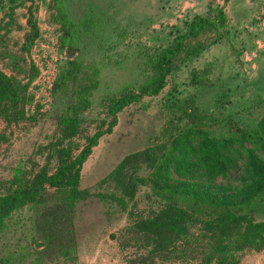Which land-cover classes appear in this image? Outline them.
Returning a JSON list of instances; mask_svg holds the SVG:
<instances>
[{
  "label": "rangeland",
  "instance_id": "1",
  "mask_svg": "<svg viewBox=\"0 0 264 264\" xmlns=\"http://www.w3.org/2000/svg\"><path fill=\"white\" fill-rule=\"evenodd\" d=\"M9 2L0 0V14ZM47 2L37 5L38 36L25 57L36 75L25 92L24 119L5 130L7 142L0 147V193L22 170L46 162V147L57 136V122L70 117L72 107L80 119V134L74 141L82 144L93 125L106 120L109 100L148 82L153 56L168 47L194 15L211 17L222 9L227 21L222 39L197 58L176 65L158 95L144 97L117 114L111 133L98 140L81 165L78 188L91 194L110 192L109 185L98 182L124 156L183 128L188 106L205 114L199 125L207 131L226 117L242 126L264 115V0H64L74 48L69 58L60 48V32L46 22ZM20 35L16 30L11 40L18 41ZM5 64L0 60V71L8 75ZM206 65L210 66L204 76L207 83L190 85V71ZM65 69L70 75L54 89ZM171 88L174 107L168 109L163 98ZM147 173L143 166L138 171L142 177ZM146 192L140 187L135 196L137 211L143 214L150 207ZM254 218L264 220V212H255ZM126 223L115 202L95 197L70 207L55 202L26 205L4 221L0 264H127L129 254L120 252L115 241ZM237 264H264V248Z\"/></svg>",
  "mask_w": 264,
  "mask_h": 264
},
{
  "label": "trees",
  "instance_id": "2",
  "mask_svg": "<svg viewBox=\"0 0 264 264\" xmlns=\"http://www.w3.org/2000/svg\"><path fill=\"white\" fill-rule=\"evenodd\" d=\"M42 1L10 0L0 14V60L7 63L9 72L0 71V147L7 142L5 130L24 119L25 92L36 75L25 57L38 36L35 12ZM46 22L60 32V48L69 58L74 48L64 0H48ZM226 23L222 9L211 17L192 16L171 44L153 56L148 82L109 100L106 120L94 124L91 134L81 138L82 144L74 141L80 134V119L72 107L70 117L57 122V136L46 147V162L22 170L0 193V232L9 215L26 205L55 202L70 207L95 197L115 202L127 219L115 237L120 252L129 254L127 264H237L245 255L259 253L264 248V220L257 221L254 213L264 212V115L242 126L226 117L217 121L216 129L207 131L199 125L205 114L188 106L183 128L124 156L98 182L109 185L110 192L91 194L78 188L81 165L98 140L111 133L117 114L144 97L158 95L176 65L197 58L204 48L222 39ZM16 30L21 35L13 42ZM209 68L192 69L189 84L205 85ZM69 72L65 69L60 74L56 80L60 84L55 82L54 89L62 86ZM174 91L171 88L163 98L168 109L174 107ZM142 166L148 169L146 177L138 175ZM140 187L146 188L150 204L145 214L137 211L135 201Z\"/></svg>",
  "mask_w": 264,
  "mask_h": 264
}]
</instances>
